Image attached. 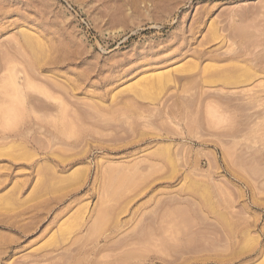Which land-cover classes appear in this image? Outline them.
<instances>
[{
    "label": "rangeland",
    "instance_id": "374dc122",
    "mask_svg": "<svg viewBox=\"0 0 264 264\" xmlns=\"http://www.w3.org/2000/svg\"><path fill=\"white\" fill-rule=\"evenodd\" d=\"M0 211V264H264V0H0Z\"/></svg>",
    "mask_w": 264,
    "mask_h": 264
},
{
    "label": "bare ground",
    "instance_id": "6f19581e",
    "mask_svg": "<svg viewBox=\"0 0 264 264\" xmlns=\"http://www.w3.org/2000/svg\"><path fill=\"white\" fill-rule=\"evenodd\" d=\"M25 34H26V33H25ZM210 37H211V36H210ZM29 38H30V37H29ZM29 38H26L25 41H26L27 44H29L30 46H32V48H33L34 50L31 51V50H32V48H31L30 51L33 52V54H34V51L38 50V46H39V44H38L37 40H36L35 42H34V41L31 42V40H32V38H33L32 36H31V39H29ZM212 39H213V38H212ZM33 40H34V39H33ZM38 41H39V40H38ZM36 42H37L38 45L35 44ZM30 43H31L32 45H31ZM24 45H25V44H24ZM29 45H28V46H29ZM33 45H36L37 48L35 49L34 47H36V46L33 47ZM25 46H26V45H25ZM41 47H42V45H41ZM41 47L39 46V48H41ZM40 50L42 51V49H40ZM38 51H39V50H38ZM41 51H40V53H42ZM205 51H206V50H205ZM236 51H237V50H236ZM238 51H239V50H238ZM238 51H237L236 55H237L238 53H240V52H238ZM207 52H208V51H207ZM234 52H235V51H234ZM35 53H36V52H35ZM38 53H39V52H38ZM205 53H206V52H205ZM224 53H225V52H224ZM230 53L232 54V55L230 54V56H233V55H234V53H232V52H230ZM211 54H212V53H211ZM34 55H35V54H34ZM203 55H207V53H206V54H203ZM203 55H202V56H203ZM213 55H214V54H212V55H210V56H213ZM218 55L222 56L220 53H219ZM218 55L216 54V56H215V55H214V56H215L216 58H218V57H217ZM224 55H225V57L228 56V55L226 56V54H224ZM224 55H223V56H224ZM236 55H234V56H236ZM230 56H228L227 58H229ZM237 56H238V55H237ZM232 58H233V57H232ZM36 59H37V58H36ZM39 60H41L40 57H39ZM39 60H38V61H39ZM235 63H236V62H235ZM231 64H232V63H231ZM238 64H239V63H238ZM238 64H237V65H238ZM229 66H230V65H229ZM216 67H217V66H216ZM216 67H215L214 69H217ZM222 67H223V66H222ZM230 67H231V68H230ZM230 67H228L229 69H228L226 66H225L223 69H221V68L219 67L218 70H219V71H220V70H221V71H223V70L225 71V68H227V70H228V71L230 70V73H231L232 70H233V72H234L236 69H237V71H238L240 66H239V67H236V64H234V68H233L232 66H230ZM232 68H233V69H232ZM235 68H236V69H235ZM260 68H261V67H260ZM204 69H206V68H204ZM210 69H211V68H210ZM214 69H213V71L216 73L217 70L215 71ZM234 69H235V70H234ZM209 71H210V72H209ZM209 71H207L206 73H207V74H209V73L211 74V73H212V74H214V75H217V74L222 75V74H223V73H221V72H218V73L215 74L214 72H211L212 69L209 70ZM224 71H223V72H224ZM203 72H204V70H203ZM208 72H209V73H208ZM224 73H225V72H224ZM196 74H197V73H196ZM207 74H205V75L203 74V77L206 76ZM207 76H208V75H207ZM212 76H213V75H212ZM230 76H231V75H230ZM218 77H219V76H218ZM205 78H206V77H205ZM210 78H211V77H210ZM210 78H209V79H210ZM215 78H216V77H215ZM212 79H213V78H212ZM219 80H220V78H219ZM203 82H204V81H203ZM210 82H211V81H210ZM215 82H216V81H215ZM207 83H208V82H207ZM13 109H14V108H13ZM7 111H8V110H7ZM13 111H14L15 113L17 112V111H15V109H14ZM10 112H12L11 109H10ZM14 112H13V113H14ZM18 112L20 113V112H22V111L19 110ZM14 115H15V114H14ZM20 115H21V113H20ZM17 118H18V117H17ZM17 118H16V119H17ZM12 120H13V118H12ZM17 122H18V121H17ZM6 125H7V124H6ZM8 126H9V125H8ZM9 127H10V126H9ZM50 180H51V179H50ZM117 192H118V191H117ZM110 207H111V206H110ZM106 208H107V207H106ZM112 208H113V207H112ZM101 209H102V208H101ZM109 210H110V209H109ZM112 210H113V209H112ZM100 211H101V210H100ZM110 211H111V210H110ZM0 212H1V211H0ZM101 212H102V211H101ZM105 212H106V210H105ZM100 214H102V213H100ZM100 214H99V219H100V216L103 215V214H102V215H100ZM105 214H106V213H105ZM105 214H104V215H105ZM107 214H108V213H107ZM7 216H8V215H7ZM9 216H10V215H9ZM109 216H110V214H109ZM114 216H115V214H114ZM11 217H12V216H11ZM109 218H110V217H109ZM109 218H106V219L109 220ZM99 219L97 218V221H99ZM103 219H104V218H103ZM106 219H104V221H105ZM100 220H101V219H100ZM107 220H106V221H107ZM106 221L103 222L104 225L106 224ZM100 222H101V221H100ZM100 222H99V223H100ZM97 223H98V222H97ZM100 225H101V224H100ZM102 226H103V225H102ZM95 227H98V225L96 224ZM103 227H105V226H103ZM97 229H98V228H97Z\"/></svg>",
    "mask_w": 264,
    "mask_h": 264
}]
</instances>
